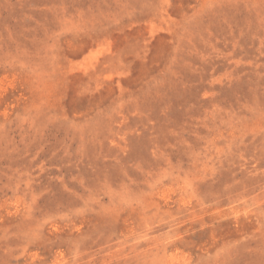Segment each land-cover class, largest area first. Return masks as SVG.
I'll list each match as a JSON object with an SVG mask.
<instances>
[{"label": "rangeland", "instance_id": "374dc122", "mask_svg": "<svg viewBox=\"0 0 264 264\" xmlns=\"http://www.w3.org/2000/svg\"><path fill=\"white\" fill-rule=\"evenodd\" d=\"M0 264H264V0H0Z\"/></svg>", "mask_w": 264, "mask_h": 264}]
</instances>
